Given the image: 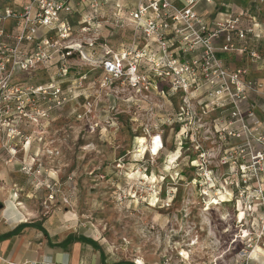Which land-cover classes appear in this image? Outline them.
<instances>
[{
  "label": "rangeland",
  "instance_id": "obj_1",
  "mask_svg": "<svg viewBox=\"0 0 264 264\" xmlns=\"http://www.w3.org/2000/svg\"><path fill=\"white\" fill-rule=\"evenodd\" d=\"M27 2L0 0V13ZM71 6L70 12H61L72 29L64 45L80 48L66 59V75L57 78L60 61L56 58L24 72L17 82L27 86L55 82L73 93L46 117L28 109L36 122L17 115L20 120L11 143L0 131V154L7 155L9 163L22 155V146L29 147L31 159L18 163L35 191L31 197L39 218H59L71 231L73 224L77 232L79 227L90 233L91 242H85L90 249L87 264H210L216 258L211 264H264V256L256 255L257 263L248 254L264 250V234L253 237L260 235V210L253 207L254 212H247L237 223L238 205L243 211L247 207L229 185L233 176L219 162L224 142L215 141L209 130L200 141L185 138L176 122L178 96L153 92L140 98L115 82L109 88L100 86L101 46L114 51L119 42L129 41L130 31L104 28L103 17L97 16L100 30L83 34L81 22L89 11L79 0ZM250 14L258 18L259 11ZM10 24L7 20L6 29ZM82 56L96 63L88 64ZM253 76L264 83V66ZM39 105L45 106L41 101ZM154 134L160 136L163 148L152 158L146 152L148 140H143ZM199 151L206 153L205 162L199 160ZM175 153L179 158L170 163ZM214 200L218 205L205 210V203ZM86 248H80L81 254H86Z\"/></svg>",
  "mask_w": 264,
  "mask_h": 264
},
{
  "label": "built area",
  "instance_id": "obj_2",
  "mask_svg": "<svg viewBox=\"0 0 264 264\" xmlns=\"http://www.w3.org/2000/svg\"><path fill=\"white\" fill-rule=\"evenodd\" d=\"M72 1L28 0L22 7L5 8L0 13V131L10 143L20 120L17 115L36 122L37 118L28 116V109L39 118L46 117L73 93L55 82L44 86L17 82L24 72L51 64L56 58L60 61L57 78L66 75V59L80 48L64 45L72 29L61 12H70ZM79 1L89 11L81 22V33L101 28L95 24L97 16L103 17L104 28L130 31L129 41L119 42L114 51L101 46L97 61L103 73L100 86L109 88L115 82L140 98H149L153 92L178 96L176 122L184 129L185 138L200 141L209 130L215 141L224 142L219 162L227 167V175L233 176L229 185L247 207L242 221L247 212H254L253 207L260 210V235L253 236L259 239L264 234V122L253 109L264 101V83L252 79L247 67L231 68L221 57L244 56L252 63L260 62V53L249 45V38H257V18L249 11L232 13L209 26L196 11L199 0ZM7 20L11 22L8 29ZM82 58L88 64L92 61ZM38 101L45 106H38ZM198 155L200 161H206L204 151Z\"/></svg>",
  "mask_w": 264,
  "mask_h": 264
},
{
  "label": "crops",
  "instance_id": "obj_3",
  "mask_svg": "<svg viewBox=\"0 0 264 264\" xmlns=\"http://www.w3.org/2000/svg\"><path fill=\"white\" fill-rule=\"evenodd\" d=\"M246 1L242 4L241 0H199L195 8L209 26L232 13L259 11L255 30L257 38H249V45L260 53V62L252 63L244 56L221 55L229 67H247L249 76L256 79L254 70L264 66V0ZM256 110V117L264 122L263 100H260ZM28 148V145L22 146L19 151L22 155L12 163H9L11 160L7 155L0 154V264H51L53 261L55 264H87L90 249L85 247V242H91L90 233H83L79 227L77 232L73 224L71 231L59 218H39L33 206L35 191L19 170L18 162L31 159ZM81 247L87 249L86 254H81ZM256 255L264 256V250L258 249L253 256V260L259 263Z\"/></svg>",
  "mask_w": 264,
  "mask_h": 264
},
{
  "label": "bare ground",
  "instance_id": "obj_4",
  "mask_svg": "<svg viewBox=\"0 0 264 264\" xmlns=\"http://www.w3.org/2000/svg\"><path fill=\"white\" fill-rule=\"evenodd\" d=\"M145 140H148V143H147L148 145L146 147V152L149 154V156L152 157V158H155L156 156H158L159 153H160V151L163 148L162 142H161L160 137L158 136V134L149 135V137L147 139H144L143 141H145ZM178 158H179V153H175V155H173L169 159V161H170V163H172L173 161L177 160ZM221 197L222 196H220V201L225 202V198L222 197V199H221ZM212 204L215 205L216 204V201L214 200V201H212L210 203H207L206 204V207H205V210H209L211 208V205ZM235 212H236V220H237V223H241L242 222V219H243L244 212L241 209V207H239V205H238L237 210H235ZM238 216H240V217L238 218ZM254 254H255V250L253 249V251L250 253L249 257L250 258L253 257Z\"/></svg>",
  "mask_w": 264,
  "mask_h": 264
}]
</instances>
